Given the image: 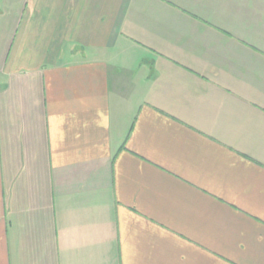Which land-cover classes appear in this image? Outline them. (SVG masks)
<instances>
[{
    "label": "crops",
    "instance_id": "crops-1",
    "mask_svg": "<svg viewBox=\"0 0 264 264\" xmlns=\"http://www.w3.org/2000/svg\"><path fill=\"white\" fill-rule=\"evenodd\" d=\"M0 264H264V0H0Z\"/></svg>",
    "mask_w": 264,
    "mask_h": 264
}]
</instances>
